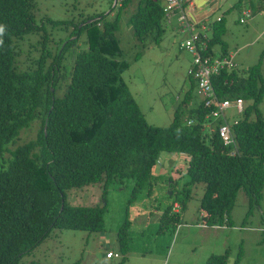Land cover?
Masks as SVG:
<instances>
[{
	"label": "trees",
	"instance_id": "obj_1",
	"mask_svg": "<svg viewBox=\"0 0 264 264\" xmlns=\"http://www.w3.org/2000/svg\"><path fill=\"white\" fill-rule=\"evenodd\" d=\"M130 1L118 0L116 9ZM134 3L128 22L135 43L139 48L157 44L167 22L161 2ZM33 9V0H0V24L6 28L0 36V264H17L52 229L101 230L104 203L69 205L66 191L97 182L104 194L107 185L129 179L133 199L150 184V167L162 151L183 154L184 184L201 185L196 207L201 224L228 225L238 192L248 205L258 203L264 181V120L258 110L264 77L259 59L243 71L222 69L210 76L218 99L245 102L231 127L232 143L225 146L211 121L210 132L204 129L209 108L201 100L188 107L190 91L195 94L188 76L190 86L171 111L168 125H151L140 116L120 76L128 63L115 37L118 14L108 19V13L99 11L75 20L43 14L35 20ZM199 23L195 29L201 33ZM205 25L209 34L202 53L226 55L223 18ZM35 122L33 138L7 147ZM166 190L169 201L157 216L158 231H173L189 195L185 189L176 197L173 183ZM173 203L177 212L171 209ZM126 227L123 220L116 235L120 256L113 264L126 262ZM224 254L208 255L205 261L224 264Z\"/></svg>",
	"mask_w": 264,
	"mask_h": 264
},
{
	"label": "rangeland",
	"instance_id": "obj_2",
	"mask_svg": "<svg viewBox=\"0 0 264 264\" xmlns=\"http://www.w3.org/2000/svg\"><path fill=\"white\" fill-rule=\"evenodd\" d=\"M224 0L207 20L223 18L225 33L221 39L230 52L237 71H243L259 60L264 77V0H248L250 16L242 17V3ZM245 1V0H244ZM34 19L47 15L54 20H75L80 16L104 11L107 18L118 14V28L115 37L121 50V57L128 63L121 73L129 95L137 105L140 116L146 123L164 127L171 120V111L179 105L182 95L190 86L186 70L190 56L180 47L183 33L166 22L160 42L139 48L135 43L128 18L135 10L134 0L125 7L116 9L118 0H33ZM160 3L161 1L158 0ZM254 5V6H253ZM245 7H249L246 3ZM249 7V8H250ZM243 18V22L239 19ZM209 34V30L205 32ZM139 52L136 58L134 53ZM24 53V51H22ZM259 59V60H258ZM199 98L190 91L188 107ZM245 102H242V108ZM181 115H185V110ZM258 110L264 120V90ZM228 108L225 114L229 121L238 118ZM37 123L19 134L7 144L16 147L34 137ZM205 131L210 132L208 127ZM183 154L160 152L154 160L151 182L133 198L129 199L132 182H112L104 194L100 183L69 189L65 201L69 205H101L103 227L95 232L70 229H52L50 233L29 254L20 258L17 264H113L119 258L117 252V231L123 220L127 227V253L125 264H207L208 255L225 252L224 264H264V181L257 204L248 205L246 198L238 192L229 209L228 225H204L199 222L196 211L201 194V185H185L188 180L183 169ZM264 168V163H263ZM174 185L175 196L181 198L185 189L188 196L179 210L178 225L170 230H157V216L168 203L165 197L167 185ZM117 253V258L106 259L104 253Z\"/></svg>",
	"mask_w": 264,
	"mask_h": 264
},
{
	"label": "built area",
	"instance_id": "obj_3",
	"mask_svg": "<svg viewBox=\"0 0 264 264\" xmlns=\"http://www.w3.org/2000/svg\"><path fill=\"white\" fill-rule=\"evenodd\" d=\"M182 0H161V8L167 17V22L175 11L177 12V22L179 31L183 33L184 39L180 44V47L189 53L190 64L186 70V76L190 77L195 85V95L202 101L204 107L209 108L205 113V117L209 120L203 122L204 127L212 129L211 122L215 126V131L220 138L223 145H229L232 143V125L238 122V118L228 120L225 110L233 108L235 114H240L242 108V100L240 98L235 99H218L212 89L210 82V76L216 75L220 70H230L235 68L234 62L231 60L230 54H226L222 57L205 55L203 50L206 47L207 36L204 32H196L197 22L188 20L184 15V8L181 6ZM186 1V0H185ZM249 17V12L242 13V17ZM243 18L239 19V22H243ZM218 19V16L216 17ZM200 30L205 29L206 25L203 22L199 23ZM211 121V122H210ZM187 125L192 123L191 119L185 121ZM172 211L177 212L178 204L173 203ZM202 216V213H200ZM104 257L106 259L117 258V253L110 251L105 252Z\"/></svg>",
	"mask_w": 264,
	"mask_h": 264
},
{
	"label": "crops",
	"instance_id": "obj_4",
	"mask_svg": "<svg viewBox=\"0 0 264 264\" xmlns=\"http://www.w3.org/2000/svg\"><path fill=\"white\" fill-rule=\"evenodd\" d=\"M224 1V0H186L184 2L183 8H184V15L185 17L193 22H203V23H207L211 20H207L210 15L213 13H216L215 10L218 8L219 5H221L220 3ZM243 1L242 3V10L241 12H249V16H250V12H251V7L252 4L250 2H247L248 0H241ZM248 3L249 7H245V4ZM254 6V5H253ZM177 12L175 11L172 15H170L169 19H168V24L170 27H176V29H179L178 26V22H177ZM207 30V27L203 30V32L205 33ZM205 35L207 36V34L205 33ZM216 51V48L215 50ZM227 54H230L229 51H227ZM235 64V63H234ZM199 101V100H198ZM197 101V102H198Z\"/></svg>",
	"mask_w": 264,
	"mask_h": 264
},
{
	"label": "clouds",
	"instance_id": "obj_5",
	"mask_svg": "<svg viewBox=\"0 0 264 264\" xmlns=\"http://www.w3.org/2000/svg\"><path fill=\"white\" fill-rule=\"evenodd\" d=\"M5 31H6V28H5V26L4 25H2V24H0V36H3V34L5 33ZM3 41L2 40H0V43H2ZM201 213V212H200ZM200 213H199V216H200ZM199 216H198V218H199ZM203 224V223H202ZM105 254V253H104Z\"/></svg>",
	"mask_w": 264,
	"mask_h": 264
},
{
	"label": "water",
	"instance_id": "obj_6",
	"mask_svg": "<svg viewBox=\"0 0 264 264\" xmlns=\"http://www.w3.org/2000/svg\"><path fill=\"white\" fill-rule=\"evenodd\" d=\"M169 193V192H168Z\"/></svg>",
	"mask_w": 264,
	"mask_h": 264
}]
</instances>
